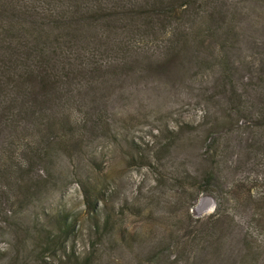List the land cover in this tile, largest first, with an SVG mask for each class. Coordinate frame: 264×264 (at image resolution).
<instances>
[{
  "label": "rangeland",
  "instance_id": "obj_1",
  "mask_svg": "<svg viewBox=\"0 0 264 264\" xmlns=\"http://www.w3.org/2000/svg\"><path fill=\"white\" fill-rule=\"evenodd\" d=\"M217 7L238 26L239 42L231 44L229 50L236 74H250L245 62L252 44L264 42V1L223 0ZM186 14L176 16V21L182 23H176L174 29L184 30L185 35L192 36L193 31L203 35L205 30L202 32L197 25L201 16H192L190 11ZM119 36L127 39V47L133 52L129 62L114 73L109 71L112 65L106 69L95 91V103L85 98L91 96L87 89L77 91L91 114V121L80 124L82 150L73 156L61 152L52 175H37L47 177L48 186L41 199L25 206L15 226H7L9 223L2 218L7 214H0V227L5 228L0 235V264L17 257L16 235L20 237L19 232L24 236L26 226L30 238L22 244H27L24 253L30 256V264H74L90 255L96 258L90 264H149L150 254L156 251L159 257L155 264H218L223 259L224 264H264V218L254 208L256 203H235L227 189L238 178H264V156L247 150L251 138L258 139V135L237 113L231 117L234 123H225V93L217 87L219 67L211 58L202 64L195 58L192 61L187 53L174 55L169 51V42L162 40L163 35L145 44L136 43L126 31ZM186 49L201 58L212 54L211 50L197 51L195 46ZM167 57L172 60V71L161 72L159 65H164ZM156 63L160 69L151 73L148 66ZM253 100L256 104L257 99ZM102 116L105 124L98 119ZM218 120L223 123L216 124L214 130L221 148L215 153V147L208 148V132ZM102 125L108 129L103 130ZM6 140L8 130L0 135V145ZM33 166L35 173L42 174L36 161ZM210 169L216 176L211 189L217 190L221 201L224 195L229 199L224 203L228 217L220 222L221 232L216 233L227 243L222 251L213 249V239L200 231L219 201L209 190H202L192 207V194L197 188L191 184ZM179 177L188 180L185 188L176 181ZM87 184L103 193L96 211L87 205ZM207 203L214 206L199 212L198 207ZM61 214H69L76 224V233L67 242L70 254L63 255L60 249L43 262L38 254L40 247L30 240L31 229L35 225L33 232L40 239L55 233ZM107 214L114 225L108 230L100 227V236L95 222L102 225ZM134 237L136 242L132 244Z\"/></svg>",
  "mask_w": 264,
  "mask_h": 264
},
{
  "label": "trees",
  "instance_id": "obj_2",
  "mask_svg": "<svg viewBox=\"0 0 264 264\" xmlns=\"http://www.w3.org/2000/svg\"><path fill=\"white\" fill-rule=\"evenodd\" d=\"M222 1L0 0V135L8 130L9 137V141L0 145V214H7L2 217L9 223L7 226H15L25 206L37 198L41 199L49 179L37 175H43V172L52 175L61 152L73 156L82 150L84 134L80 133V124L91 121V114L77 91L87 89L91 96L84 97L95 103V91L100 79L105 77L106 69L112 65L109 71L114 73L129 62L133 52L129 51L130 46L127 47V39L119 36L121 31L130 33L136 43L144 44L163 35L162 40L169 42V51L172 50L174 55L187 53L197 63L203 64L211 58L221 74L217 87L225 93V112L230 116L226 115L225 123H234L231 117L237 113L258 135V139L251 138L247 150L264 156V130H261L264 128V42L252 44V52L245 62L250 74L237 75L236 63L230 58L229 50L231 44L239 42L238 26L217 7ZM189 11L192 16H201L197 25L202 32L205 30L203 35L193 31L190 36V33L185 35L184 30H175L176 23H182L176 21V16H187ZM169 27L171 29L167 31ZM182 45L183 48L177 50ZM188 46H195L202 53L211 50L212 54H204L201 58L198 53L194 55L186 49ZM170 62L172 60L167 57L164 65H159L161 72L172 71ZM158 69L157 63L148 66L151 73ZM217 96L221 95L218 93ZM253 97L257 99L256 104ZM98 119L106 123L103 116ZM220 123L223 122L212 123L208 132V142L211 143L208 148L215 147V153L221 148L214 130ZM107 127L111 129L109 123ZM107 127L102 125L103 130ZM35 161L42 174L35 173ZM214 173L210 169L198 181L193 180L191 185L196 186L197 192L192 194V207L202 190H209L219 201L217 210L208 217V222L205 221L200 231L208 233L213 239V249L222 251L227 243L221 241L216 233L221 232L220 222L228 217L224 203L229 199L224 195L221 201L215 193L217 190L211 189L216 179ZM263 180L258 176L248 180L238 178L227 187L235 203H256L254 208L261 218H264ZM176 181L185 188L188 180L179 177ZM94 188V185L87 184L85 195L87 205L96 211L103 200V193H97ZM60 217L57 219L58 230L46 234L44 238L40 239V235L33 232L35 225L31 229L33 237L31 234L30 240L40 247L38 254L43 262L49 261L50 255L56 256L60 249L63 255L70 254L66 247L76 233V224L69 214H61ZM11 220L14 222L10 223ZM113 225L109 214L102 225L98 220L95 222L100 236L103 232L100 227L108 230ZM26 227L24 236L19 232L20 237L16 235L14 245L19 249L17 257L8 259L4 264H30V256L24 253L27 244H22L30 238V228ZM12 231H17V228L12 227ZM4 232L5 228L0 227V235ZM132 240L134 244L136 238ZM181 245H186V241H181ZM0 254L3 252L0 251ZM158 257L157 251L152 252L149 264H155ZM94 259L90 255L83 262L74 264H90ZM218 264H224V259Z\"/></svg>",
  "mask_w": 264,
  "mask_h": 264
},
{
  "label": "water",
  "instance_id": "obj_3",
  "mask_svg": "<svg viewBox=\"0 0 264 264\" xmlns=\"http://www.w3.org/2000/svg\"><path fill=\"white\" fill-rule=\"evenodd\" d=\"M210 206H214V203H207L206 205H201L198 207V211L199 212H202V211H205V210H208Z\"/></svg>",
  "mask_w": 264,
  "mask_h": 264
}]
</instances>
